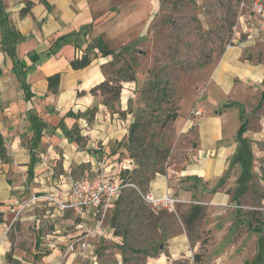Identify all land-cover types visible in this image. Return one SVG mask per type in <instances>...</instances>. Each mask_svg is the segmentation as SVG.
<instances>
[{"label": "crops", "instance_id": "0c3cea01", "mask_svg": "<svg viewBox=\"0 0 264 264\" xmlns=\"http://www.w3.org/2000/svg\"><path fill=\"white\" fill-rule=\"evenodd\" d=\"M156 1L0 0V134L8 157L0 164V264H11L8 255L18 264H77L78 253L66 251L68 242L85 232L98 234L92 215L82 218L73 209L58 213L40 199L51 191L64 195L70 180L75 179L73 169L98 163L94 149L100 139L104 145L109 134L106 126L110 127L108 121L116 114L90 93L105 80L104 67L112 56L97 53L88 66L80 69H73L70 62L98 36L107 39L110 49L125 35L130 37L136 23L152 13ZM250 19L254 23L248 25L246 19L242 24L245 39L225 49L214 63L206 97L215 105L241 95L245 85L248 90H256L264 80V61L243 56L244 47L264 38V31L254 34L252 27L257 20ZM55 73L59 79L52 91L47 77ZM21 84H25V91ZM127 100L121 94V111ZM89 108H96V113L87 115ZM224 123L218 113L198 118L195 160L156 174L146 190L155 195L171 192L181 201L206 195L202 205H207L205 209L212 217L209 246L214 243L224 247L213 262L247 264L244 251L251 248L252 255L259 258L256 263L263 264V232L249 234L246 219L224 208L233 205L232 196L216 187L227 167L226 157L235 148L232 137H225ZM60 166L62 170L57 173ZM120 169L118 175L113 172L111 176L120 177ZM196 180L202 185L194 184ZM35 203L43 208L31 206ZM15 222L31 224L33 236L39 237L38 246L32 243V250H24L20 245L23 229L13 230L14 234L11 231ZM246 236L252 241L247 242ZM166 243L167 253H159L149 264H167L186 257V232L168 238ZM198 245L197 240L193 246Z\"/></svg>", "mask_w": 264, "mask_h": 264}, {"label": "rangeland", "instance_id": "374dc122", "mask_svg": "<svg viewBox=\"0 0 264 264\" xmlns=\"http://www.w3.org/2000/svg\"><path fill=\"white\" fill-rule=\"evenodd\" d=\"M253 2L264 5V0H157L152 13L145 21L136 23L131 36L117 40V46L112 48V61L105 65L104 73L110 85L120 80L119 98L112 92H94L98 103L116 113L107 120L110 127L106 126V132L111 135L107 134L104 145L101 139L96 144L94 157L98 163L73 169V177L80 178L86 173L118 175L121 168L120 177L131 180L135 188L123 189L104 220L101 235L84 238L91 257L82 260L79 256L77 264H149L159 253H167L166 241L180 232H186L189 240L186 257H177L167 264H219L213 258L224 247L214 243L209 246L212 217L205 209L207 205H202L206 195L182 199L171 210L152 208L139 196V192L147 189L145 178L195 160L196 122L206 113L223 115L225 137H232L235 144L233 153L226 157L227 167L216 182V187L232 196L233 205L224 208L246 219L249 234L254 231L264 234V96L261 98L264 80L256 90L243 86L241 95L230 97L225 103L215 105L206 97L214 63L225 49L245 39L242 24L252 18ZM243 56L251 61H264V38L244 47ZM128 70L133 81L122 80V76L129 75ZM123 93L128 100L121 111ZM173 110L177 112L176 118L168 119L167 113ZM196 110H201V114L195 115ZM94 113L96 108L86 111L89 116ZM134 120L140 123L139 140L130 143L129 127ZM242 121L246 122L245 131L242 139L237 140L236 130ZM3 162L1 159L0 164ZM123 165L127 169L123 170ZM61 170L58 167L57 173ZM194 184L202 185L198 180ZM195 205L199 211L194 217L191 208ZM31 206L41 207L37 203ZM2 220L0 215V223ZM20 225L19 222L12 225V234L13 230L23 229L20 245L24 250H32L31 244L38 246L39 237L33 236L30 223ZM246 237L247 242L252 241ZM197 240L199 245L193 246ZM202 240L206 241L205 256L201 263H196L193 255L201 251ZM246 256L247 264L259 262L251 248L244 251Z\"/></svg>", "mask_w": 264, "mask_h": 264}, {"label": "built area", "instance_id": "2783aa9c", "mask_svg": "<svg viewBox=\"0 0 264 264\" xmlns=\"http://www.w3.org/2000/svg\"><path fill=\"white\" fill-rule=\"evenodd\" d=\"M251 12L252 18H259L257 25L252 27V31L254 28V34L258 35L264 31V5L253 2ZM250 23H254V21L248 18V25ZM194 114L200 115L201 110H196ZM122 169H127V166L123 165ZM126 187L135 188L132 182L121 177L106 176L105 173L90 175L86 173L80 178L70 180L69 188L64 195H61L58 191H51L45 193L40 199L53 206L58 213H65L67 210L73 209L82 218L92 215L95 219L94 231L101 234L109 210L113 208ZM139 196L145 204L152 208L171 210L174 209L177 203L181 202L171 192L155 195L153 192L146 190L145 192H139ZM89 233L91 232H85L77 240L68 242L66 251L77 252L82 260L89 259L91 256L90 251L88 252V242L84 239L90 235Z\"/></svg>", "mask_w": 264, "mask_h": 264}, {"label": "trees", "instance_id": "16d2710c", "mask_svg": "<svg viewBox=\"0 0 264 264\" xmlns=\"http://www.w3.org/2000/svg\"><path fill=\"white\" fill-rule=\"evenodd\" d=\"M73 35V34H72ZM97 53H99L101 56L106 57L109 55H112L114 53V51L112 49H110L108 47L107 42L105 41L103 36H98L96 38H94L91 42V44H89V46L85 49V52H83V54L79 57L74 58L71 62L70 65L73 69H80V68H84L86 66H88L90 64V62L92 61V59L97 55ZM93 54V55H92ZM36 59V58H33ZM127 69H130L129 66L126 67ZM118 72H121V70H117ZM129 75L127 76H122V80L124 81H133V75H131L129 73V70L127 72ZM58 79H59V74L55 73L49 77H47V81H48V88L52 91L55 90L57 83H58ZM119 82H117L114 86L110 85V80H103L102 82L98 83L97 85H95L94 87H92L90 89V93H92L94 95V92L97 90H101L102 93L104 94H108L110 92L113 93L114 97L119 98V94L121 91V84H120V80H118ZM21 88L25 91L26 87L25 84H21ZM264 96V90L261 92V98H263ZM25 99H27V97L25 96ZM107 102H105L106 104ZM94 109V108H92ZM177 112L175 110H173L172 112H168L166 117L168 119L174 120L177 116L176 114ZM69 114V113H68ZM245 126H246V122L242 121L240 123V125L238 126L237 130H236V139L237 140H241L242 139V134L245 131ZM140 128V123L138 120H134L129 127V135H128V141L130 143H133L136 140H139V137L137 136V132ZM6 160V153H5V147H4V142H3V138L0 134V160ZM139 162V161H138ZM153 167V166H152ZM153 169V168H152ZM158 172L157 174H162V171H156ZM155 174V170L154 173ZM155 176V175H154ZM154 176L150 177V178H145V181H147V183L149 184L150 181L154 178ZM131 181V180H130ZM144 181V183H145ZM141 184H143L142 182H140ZM147 184V185H148ZM1 204V203H0ZM199 211L198 206H193L191 208V216L195 217V213ZM112 229V228H111ZM117 235V234H114ZM205 243L204 240H202L201 242V251L198 253H195L193 255V259L196 263H201V261L203 260L204 256H205ZM8 259L11 262V264H18L17 261H14L11 259V256L8 255Z\"/></svg>", "mask_w": 264, "mask_h": 264}, {"label": "water", "instance_id": "95a60500", "mask_svg": "<svg viewBox=\"0 0 264 264\" xmlns=\"http://www.w3.org/2000/svg\"><path fill=\"white\" fill-rule=\"evenodd\" d=\"M226 106H231V104H225Z\"/></svg>", "mask_w": 264, "mask_h": 264}]
</instances>
